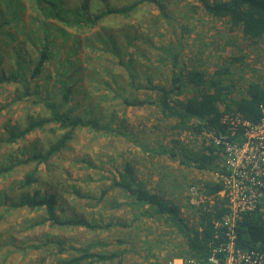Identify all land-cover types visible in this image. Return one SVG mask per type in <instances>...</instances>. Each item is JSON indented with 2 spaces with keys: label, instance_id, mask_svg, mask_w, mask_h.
I'll use <instances>...</instances> for the list:
<instances>
[{
  "label": "trees",
  "instance_id": "trees-1",
  "mask_svg": "<svg viewBox=\"0 0 264 264\" xmlns=\"http://www.w3.org/2000/svg\"><path fill=\"white\" fill-rule=\"evenodd\" d=\"M99 1L103 6L93 9L92 0H0V47L3 46L6 52L4 56L0 51V64L5 66L4 57L13 64V67L0 69V89L5 90L6 85H13L12 102L24 101L39 107L36 112L27 110L25 122L21 124L12 121L10 116L5 117V122H2L4 130L0 132V146L25 140L28 135L40 131L39 135L29 140L30 145L22 146L23 157L8 155L5 162L0 164L2 178L12 175L17 166L28 167L22 176L0 186V207L4 208L0 219L11 209L27 208L31 211L42 209L45 215L40 216L34 223L48 222L52 227L99 229L111 225L90 222L80 216L65 217L57 212V203H60L62 198L56 189L61 182L58 172L62 169L66 175L70 174L64 162L68 161L70 153L74 151L72 142L76 139L77 132L89 127L96 129L95 131L109 130L101 126L93 115L74 114L73 108H64L79 93L75 81L82 82L80 79L90 78L91 70L83 71L82 64L85 61L92 63L93 57L88 52L85 54L81 52L86 40L87 45L92 44L88 42L89 38L94 41L93 43H97L95 55L98 54V58L108 53L115 55L116 63L127 69L135 88L156 92V99H142L134 94L126 95L124 103L135 107L156 105L166 120H170L168 126L175 136L189 133L198 137L203 131L217 135L225 133L226 124L222 119L226 114H239L254 124L264 118V80H245V84L237 94L234 90L238 86L232 68L227 64L211 72L204 70L199 64L187 67L180 64L177 51L166 47L164 51L173 58V71L168 84H155L152 82L150 72L147 70L140 72L139 68L134 67L132 58L124 61L123 55L115 48V40L121 34L127 38L132 37L127 31V28L131 27L128 18L133 17L142 5H154L158 9L154 27L158 29L160 18L165 19L166 22L170 21L163 0H117L120 1L119 4H116V0ZM197 1L205 14L215 19L227 20L229 32L239 29L251 43L264 41V0ZM34 13L41 24L38 31H31L34 35L29 37L30 31H26V24L22 22ZM118 18H126L125 30L118 27ZM108 23L116 26L105 25ZM86 30L90 34L81 32ZM57 37L59 39H55ZM28 39L32 42V53L24 56ZM135 39L129 40L135 44ZM55 50L63 54L56 56ZM237 62L244 63V58L235 54L229 56V64ZM38 79L42 81L37 82ZM48 82L53 83V89L46 94L44 89ZM185 86L193 87L194 93L181 98ZM82 87L84 89L82 94L89 96L85 84L82 83ZM173 141L179 146L158 151L168 153L172 160L193 166L198 170L221 169L223 156L220 145L212 141H202L201 145L194 147L176 138ZM40 142L39 148H34L33 144ZM8 179L9 177L6 180ZM36 184L38 187H33ZM113 188L123 190L133 201L146 206L144 213L170 219L184 234L186 248L194 253L206 251V244L215 232L214 220L219 219L227 211L225 199L219 194L222 184L218 180L206 183L202 187L201 192L211 197L213 203L210 204L209 200H205L196 207L198 222L191 226L188 220L181 216L180 203L167 198L162 191L147 188L145 183L138 179L134 167L128 162L124 163L117 178L113 177L108 186L101 188L95 198L96 202H102ZM17 190L19 191L16 193ZM75 192L78 197H82L78 190ZM262 196L264 198V193ZM236 233L241 247L264 250L262 199L255 211L243 215L237 223ZM8 238L12 236L9 235ZM55 245L57 253L68 251L60 240L55 241ZM91 247V243L86 247L71 246L70 249L79 254H70L66 258L58 259L57 264H98L118 257L116 252L91 251ZM186 253L187 250H182L173 253L172 257Z\"/></svg>",
  "mask_w": 264,
  "mask_h": 264
},
{
  "label": "rangeland",
  "instance_id": "rangeland-1",
  "mask_svg": "<svg viewBox=\"0 0 264 264\" xmlns=\"http://www.w3.org/2000/svg\"><path fill=\"white\" fill-rule=\"evenodd\" d=\"M163 1L170 21L160 18L158 29L154 27L158 9L151 4L142 5L133 17L128 18L131 27L127 28V24L125 25L126 18H118V27L124 30L127 28L132 35L130 38H136L135 44L122 34L115 40V48L123 55L124 61L132 58L138 71L150 72L153 83L168 84L173 71V58L164 48L170 47L179 53L180 64L187 67L199 64L201 68L211 72L222 65H229L238 86L234 90L237 94L245 80H264L263 40L254 44L239 29L229 32L228 21L205 14L197 0ZM119 3L116 0V4ZM100 6L103 4L99 0H92L93 9ZM39 21L34 13L22 22L26 24V31H30L29 37L34 35L31 31H38L41 24ZM105 25L116 26L113 23ZM81 32L90 34L88 30ZM86 41L81 52L91 54L93 61H85L82 70H91V75L89 79H80L82 82L75 81L79 93L64 108H73L74 114L93 115L101 126L109 130L95 131L96 129L89 127L77 132L76 139L72 142L74 151L70 153L68 161L64 162L70 174L66 175L62 169L58 172L61 182L56 189L62 198L57 203V212L65 217L80 216L90 222L111 225L99 229L52 227L48 222L34 223L45 215L42 209H11L7 214L4 212L6 215L0 219V264H57L58 259L79 254L74 253L71 246L86 247L89 243L92 244L91 251L118 253L115 259L98 264H168L173 253L186 250L184 234L170 219L144 213L146 206L136 203L119 188L110 190L102 202L97 203L95 198L103 186H108L113 177L117 178L124 163L128 162L147 188L162 191L167 198L180 203L181 216L191 226L196 225L198 220L196 208L187 201L189 187L195 185L201 192L204 184L217 181L214 171L198 170L193 166L180 164L172 160L168 153L158 151L179 146L173 141L174 138L194 147L207 141L202 133L198 137L189 133L175 136L168 126L170 120H166L156 105H126L123 101L126 95L156 99V92L135 88L127 69L116 63L115 55L108 53L98 58V54L95 55L97 43H93L91 38L88 42L92 44L87 45ZM26 44L24 56L32 53L33 48L30 39ZM0 48L6 56L4 47ZM55 54L58 56L63 53L55 50ZM232 54L242 56L244 63L229 64L228 58ZM3 59L6 64H0V69L13 67L7 57ZM41 81L42 79H38L37 82ZM82 83L89 96L82 94ZM52 89L53 83L48 82L44 92L49 94ZM13 90V85H6L5 90L0 89V132L4 130L2 122H5V117L10 116L12 121L21 124L25 122L27 110H39V107L30 105L29 102H12ZM192 93L193 87L185 86L180 97ZM39 133L37 130L25 140L1 145L0 164L5 162L8 155L23 157L22 146L30 145L29 140ZM40 144L41 142L33 146L39 148ZM26 169L28 167L24 165L15 167L12 175L0 177V186L13 178H19ZM33 187L38 186L36 184ZM75 190L82 197H78ZM261 199L264 201L263 196ZM3 210L1 206L0 214ZM9 235L12 238H8ZM57 240L62 242L64 248H68L67 252L57 253Z\"/></svg>",
  "mask_w": 264,
  "mask_h": 264
},
{
  "label": "built area",
  "instance_id": "built-area-1",
  "mask_svg": "<svg viewBox=\"0 0 264 264\" xmlns=\"http://www.w3.org/2000/svg\"><path fill=\"white\" fill-rule=\"evenodd\" d=\"M222 121L225 133L203 131L202 135L207 142L222 147L223 163L214 174L222 184L219 194L227 211L214 220L215 232L204 253L186 248L185 255L170 258L168 264H264V250L241 247L236 233L237 223L258 208L264 193V118L254 124L239 114H226ZM205 200L213 203L197 186L189 187L190 206L196 208Z\"/></svg>",
  "mask_w": 264,
  "mask_h": 264
}]
</instances>
